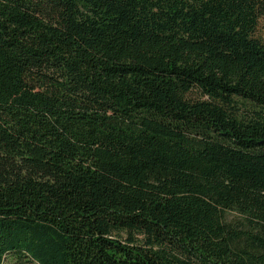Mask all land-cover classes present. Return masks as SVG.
I'll list each match as a JSON object with an SVG mask.
<instances>
[{"label":"trees","instance_id":"16d2710c","mask_svg":"<svg viewBox=\"0 0 264 264\" xmlns=\"http://www.w3.org/2000/svg\"><path fill=\"white\" fill-rule=\"evenodd\" d=\"M264 264V0H0V264Z\"/></svg>","mask_w":264,"mask_h":264},{"label":"rangeland","instance_id":"374dc122","mask_svg":"<svg viewBox=\"0 0 264 264\" xmlns=\"http://www.w3.org/2000/svg\"><path fill=\"white\" fill-rule=\"evenodd\" d=\"M4 264H35V263L25 261L24 259H16L14 257L7 256L4 260Z\"/></svg>","mask_w":264,"mask_h":264}]
</instances>
